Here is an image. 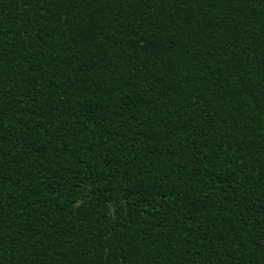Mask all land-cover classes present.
<instances>
[{"label":"trees","instance_id":"trees-1","mask_svg":"<svg viewBox=\"0 0 264 264\" xmlns=\"http://www.w3.org/2000/svg\"><path fill=\"white\" fill-rule=\"evenodd\" d=\"M0 264H264V0H0Z\"/></svg>","mask_w":264,"mask_h":264}]
</instances>
